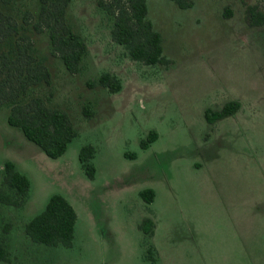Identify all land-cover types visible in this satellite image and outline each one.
<instances>
[{
	"label": "rangeland",
	"instance_id": "1",
	"mask_svg": "<svg viewBox=\"0 0 264 264\" xmlns=\"http://www.w3.org/2000/svg\"><path fill=\"white\" fill-rule=\"evenodd\" d=\"M146 1L168 63L131 59L96 0L68 6L67 21L88 46L77 73L51 54L46 32H31L52 72V84L31 94L64 108L77 135L50 157L0 107V186L7 188L6 160L30 180L22 206L0 203V233L10 223V260L0 264H264V24L251 25L247 12L253 4L264 12V0H193L187 8ZM2 7L20 20L38 0ZM107 71L120 79L119 91L89 86ZM229 100L240 107L209 122L205 110ZM150 130L158 136L144 147ZM87 143L96 148L93 178L79 160ZM144 188L154 189L152 202ZM54 193L77 212L70 246L25 233ZM145 217L154 221L152 236L140 228Z\"/></svg>",
	"mask_w": 264,
	"mask_h": 264
},
{
	"label": "trees",
	"instance_id": "2",
	"mask_svg": "<svg viewBox=\"0 0 264 264\" xmlns=\"http://www.w3.org/2000/svg\"><path fill=\"white\" fill-rule=\"evenodd\" d=\"M8 1L0 0V45L5 44V48L0 50V107H9L7 120L11 125L19 127L48 156L58 157L77 135V129L64 108L51 106L43 96L31 94L32 87L41 83L52 84V72L36 56L31 32L48 34L51 54L60 57L71 73L80 71L88 46L67 21L71 0H38L36 12L27 9L20 20L3 9V3ZM173 1L181 8L193 5V0ZM96 3L112 20V39L127 49L131 59L146 64L169 62L163 53L161 33L148 16L146 0H96ZM247 12L251 25L264 24V12L256 4L248 5ZM88 84H99L110 92L119 91L122 87L120 79L108 71ZM239 107V101L229 100L218 110L206 109L205 116L209 122H213L235 112ZM83 113L92 116L90 103L84 104ZM157 136L155 130H150L142 145L146 147ZM95 152L96 148L90 143L82 145L79 150L80 163L91 178L95 175V167L91 162ZM3 174L7 188L0 186V203L22 206L28 197L29 178L19 171L12 160L4 162ZM139 193L147 202L154 200L153 188H144ZM76 220L77 212L72 203L64 195L54 193L48 198L44 209L26 222L25 233L35 242L70 246ZM154 226V221L149 217L140 223V228L148 236L153 235ZM9 227L10 223H5L3 233H0V259L4 261L10 260L5 239ZM152 247L148 250L154 251Z\"/></svg>",
	"mask_w": 264,
	"mask_h": 264
},
{
	"label": "crops",
	"instance_id": "3",
	"mask_svg": "<svg viewBox=\"0 0 264 264\" xmlns=\"http://www.w3.org/2000/svg\"><path fill=\"white\" fill-rule=\"evenodd\" d=\"M154 234V233H153Z\"/></svg>",
	"mask_w": 264,
	"mask_h": 264
}]
</instances>
